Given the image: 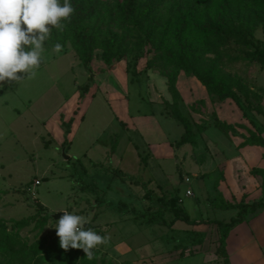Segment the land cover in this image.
Masks as SVG:
<instances>
[{
    "label": "rangeland",
    "instance_id": "obj_1",
    "mask_svg": "<svg viewBox=\"0 0 264 264\" xmlns=\"http://www.w3.org/2000/svg\"><path fill=\"white\" fill-rule=\"evenodd\" d=\"M78 1L91 13L85 23L95 38L91 71L80 57L74 25L64 21L63 30L52 29L34 76L18 73L19 81L0 82V218L15 246L14 252L0 248V264H185L194 255L180 253L191 241L189 225L176 224L159 198L176 196L192 217L230 218L232 210L214 205L215 181L226 169L218 160L225 159L222 153L239 156L234 146L243 137L215 125L222 101L172 63L169 53L184 52L233 89L246 84L259 96L252 104L264 108V65L254 57L264 47V0H136L135 14L126 10V0ZM150 1L155 9L145 17ZM56 43L63 46L59 53ZM169 74L177 75L180 108L193 124L196 144L177 145L185 130L172 116ZM229 102L241 110V123L264 135V114L253 109L244 118L246 102ZM189 189L193 194L186 197ZM160 207L173 227L153 221ZM63 210L82 215L86 229L106 238L91 259L82 249L71 260L64 258L74 249L55 259L29 249L46 238L58 250L56 229L48 226L56 221L41 226L39 219ZM30 216H36L30 225L13 227Z\"/></svg>",
    "mask_w": 264,
    "mask_h": 264
},
{
    "label": "trees",
    "instance_id": "obj_2",
    "mask_svg": "<svg viewBox=\"0 0 264 264\" xmlns=\"http://www.w3.org/2000/svg\"><path fill=\"white\" fill-rule=\"evenodd\" d=\"M71 3L74 7V13L72 14L71 18L67 20L68 22L72 23L75 27V34L74 39L75 43L78 44V50L80 52V57L84 61V64L88 70H90V62H91V55H90V45L92 41L95 40V38L88 33V30L85 26L86 21L91 17V13L85 12L84 6L82 2H79L78 0H71ZM126 10L129 11L131 14H135V4L136 0H126ZM149 8L148 11L145 13V17L149 16L152 11L155 9V4L151 1L149 2ZM149 26L154 27L155 24L152 22V20H148ZM112 35H115L112 30L108 31ZM149 35L152 34V30L148 32ZM245 44H250V41L243 40L242 41ZM169 59L172 63H174L180 70H184L188 73H191L195 77L198 78V80L206 87L209 94L214 95L217 97L220 101H224L228 98L234 100L237 103H240L242 100L246 102V110L244 112V117H248V112L253 109H255L259 114H264V108L260 105V103H257V106L253 105L252 103V97L257 96L259 97L255 92L250 91L248 86L242 82H238L236 84V89H233L232 86L228 85V83L221 78H217L212 76L208 72H204L202 69L196 66V62L190 58L187 54L184 52H181L179 54H174L173 52L169 53ZM254 57L255 59L262 65H264V47L261 49H256L254 51ZM117 58H120V56H117ZM104 60L107 64H112L113 62V56L112 53L108 50L104 53ZM91 71V70H90ZM168 81H169V90L173 97V104H172V116L180 121L184 127V134L181 136L180 140L177 142V145H183V144H196L197 143V136L193 129V124L191 120L186 116L181 108H180V100L181 95L179 90L177 89L176 83H177V75L176 74H169L167 75ZM90 80H93V76H90ZM89 85L85 86L83 89L84 91H88ZM241 93L244 95H241ZM261 97V96H260ZM66 126V133L68 134L70 132L69 123H64ZM215 125L222 129L225 133L232 132L234 135H238L239 132L236 129V126L233 124H228L226 122L221 121L219 118H216ZM239 127L245 128L243 124H237ZM200 131H204L206 128V125H199L198 126ZM247 130L250 132V136L247 137L243 144H256L264 146V135L257 134L256 132L250 130L247 128ZM68 143V140L66 139L64 141V145ZM259 171L261 174L264 175V170H255ZM218 184V182H217ZM264 186V181H263ZM1 197V193H0ZM160 201H163L165 205L174 213L175 218L174 222L177 220H184L188 224H195L197 223L195 220L190 219L188 212L186 209L182 208L180 204H178V198L176 196L167 199L166 197L162 196L159 198ZM40 209H43V204H39ZM219 207L229 209V208H240V211L238 212L237 216L232 218L230 223H224L222 221L217 222L219 225V228L221 229V237L219 238V246L217 253L219 255H225L226 254V239L229 235L230 230L237 225L238 223L243 221L242 214L247 211L249 208L252 211H256L259 208H264V201L259 200L255 201L251 204L246 203H219ZM158 214H153V221L160 224V225H171L173 227L172 223L174 222H167L164 214V210L162 207L158 209ZM134 213L136 216L139 217H152L149 216L150 211H144L141 212L139 210H134ZM36 216H30L28 218H23L20 220H15L13 223L14 228H24L32 223V221H35ZM49 219H53L48 214L46 216H43L41 219H39V222L41 223V226H44L48 223ZM54 220V219H53ZM55 221V220H54ZM38 222V221H36ZM12 233L8 232V227L6 223L0 218V248H3L5 251H11L14 252L15 246L11 245V237ZM191 235V241L189 243V247H191L193 244H200L203 242L205 238L204 232H199L198 234H194L193 232L190 233ZM17 242V241H16ZM14 242V243H16ZM58 243H59V237H58ZM29 249L33 251L34 254H38L40 258H45L46 256L52 257V259H55L59 257L62 254H65L66 251L63 250L61 247L56 249V246L54 243H48V240L46 238L41 239L30 245ZM74 254L70 255L67 253L64 256V260H71L75 254L78 255V250L74 249ZM30 253V252H28Z\"/></svg>",
    "mask_w": 264,
    "mask_h": 264
},
{
    "label": "crops",
    "instance_id": "obj_3",
    "mask_svg": "<svg viewBox=\"0 0 264 264\" xmlns=\"http://www.w3.org/2000/svg\"><path fill=\"white\" fill-rule=\"evenodd\" d=\"M229 101L230 98L222 101L224 109H220L219 119L223 122L239 127L237 124L243 123L238 119H240L243 114H241V110L236 103L232 105ZM236 106L237 112L232 111V108H235ZM236 120L239 122H235ZM243 125L247 130L248 126L245 124ZM237 131L239 132V130ZM235 136L243 137L242 139L240 138L239 144L234 146L235 151L239 152V156L231 158L226 152V155L228 156V158H226L224 153H222V156L225 159L218 160V163L222 162L226 169L223 177L215 181L217 192L215 191L216 189L214 190L216 193V196L214 197V205L216 204V209H222L225 211L232 210L234 215L230 218L211 216L192 217L188 209L185 206H182V208L186 209L188 212L190 219L197 222L195 224H188L186 221L182 220L189 225L188 227L186 226L187 229L194 234H198L199 232L205 233V238L202 243L193 244L191 247L185 246L180 250L181 255L187 250L194 251V255L186 259V261L188 260V264H216V262L219 264H264V208H259L256 211H252L249 208L245 211L242 214L243 221L235 225L229 232L226 239V254L219 255L217 253L219 238L222 233L217 222L222 221L224 223H230L232 218L236 217L240 211V208L225 209L219 207V203L251 204L259 200L264 201V175L259 171H255L264 170V146L243 144L245 139L250 136L243 132H239V134ZM147 143L149 142L147 141ZM234 167L242 169V172L234 170ZM185 196H188L186 195V192ZM238 196L241 198L240 201H235V198L237 199ZM178 221L179 220L175 223L177 224Z\"/></svg>",
    "mask_w": 264,
    "mask_h": 264
},
{
    "label": "clouds",
    "instance_id": "obj_4",
    "mask_svg": "<svg viewBox=\"0 0 264 264\" xmlns=\"http://www.w3.org/2000/svg\"><path fill=\"white\" fill-rule=\"evenodd\" d=\"M73 13L71 0H0V82L19 81L18 73L34 76L52 29L63 30V22ZM62 48L60 43L54 45L57 53ZM63 212L54 225H48L56 229L60 247L82 249L91 259L106 238L86 229L82 215Z\"/></svg>",
    "mask_w": 264,
    "mask_h": 264
},
{
    "label": "water",
    "instance_id": "obj_5",
    "mask_svg": "<svg viewBox=\"0 0 264 264\" xmlns=\"http://www.w3.org/2000/svg\"><path fill=\"white\" fill-rule=\"evenodd\" d=\"M66 158H69L68 155H65ZM64 214L63 211H60V212H56V213H53V214H50V216L55 220H59V218Z\"/></svg>",
    "mask_w": 264,
    "mask_h": 264
},
{
    "label": "built area",
    "instance_id": "obj_6",
    "mask_svg": "<svg viewBox=\"0 0 264 264\" xmlns=\"http://www.w3.org/2000/svg\"><path fill=\"white\" fill-rule=\"evenodd\" d=\"M37 184H38V182H37ZM186 195H188V196H189V195H192V191H191V190H187V191H186Z\"/></svg>",
    "mask_w": 264,
    "mask_h": 264
}]
</instances>
